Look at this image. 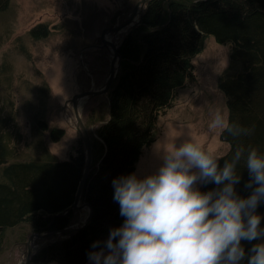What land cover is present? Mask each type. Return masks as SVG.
I'll return each instance as SVG.
<instances>
[{
  "label": "trees",
  "instance_id": "1",
  "mask_svg": "<svg viewBox=\"0 0 264 264\" xmlns=\"http://www.w3.org/2000/svg\"><path fill=\"white\" fill-rule=\"evenodd\" d=\"M9 4L0 0V13ZM50 34L45 24L29 31L33 40ZM208 36L231 46L230 68L219 79L228 116L221 138L228 150L206 168L199 189L189 188L179 232L154 240L139 264H183L179 256L188 238L197 245L222 244L236 264L264 261L252 235V219L264 215V0H151L119 45L108 113L90 118L102 122L90 134L92 161L82 198L92 217L83 229L43 248L34 264H85L96 251L118 244L139 201L136 165L158 137L159 115L194 83L193 59ZM43 120L32 129L40 137L38 157L21 158L0 135V254L11 240L23 245L33 228L60 231L75 217L64 212L74 204L85 147L79 140L74 155L58 159L43 134L58 141L65 130L49 129Z\"/></svg>",
  "mask_w": 264,
  "mask_h": 264
},
{
  "label": "rangeland",
  "instance_id": "2",
  "mask_svg": "<svg viewBox=\"0 0 264 264\" xmlns=\"http://www.w3.org/2000/svg\"><path fill=\"white\" fill-rule=\"evenodd\" d=\"M139 1L10 0L0 13V135L21 158L38 157L40 137L32 129L40 119L49 129L65 130L58 141L52 140L49 132L43 134L49 151L60 160L74 155L81 140L75 130L76 115L72 104L64 109L73 94H83L78 114L91 135L102 123L90 118L93 112L97 118L108 113L107 96L90 98L83 92L107 84L112 59L109 48L118 46L127 32H118L114 44L104 46V31L123 23ZM40 24L47 25L51 34L31 39L29 31ZM193 64L194 83L180 89L173 106L159 115L155 126L158 137L136 165L139 201L133 216L120 228L118 244L96 251L85 264H139L154 240L179 232L189 188L199 189L206 168L227 152L221 133L228 116L219 79L230 68L231 46L208 36ZM88 208L74 213L73 223L64 228L69 232L34 230L23 245L11 240L0 254V264H26L31 236L30 264H34L33 258L43 248L78 231L89 215ZM252 223V235L264 253V215L254 217ZM22 229L10 233V239ZM197 244L193 238L185 240L179 256L183 264ZM244 261L238 264H246Z\"/></svg>",
  "mask_w": 264,
  "mask_h": 264
},
{
  "label": "water",
  "instance_id": "3",
  "mask_svg": "<svg viewBox=\"0 0 264 264\" xmlns=\"http://www.w3.org/2000/svg\"><path fill=\"white\" fill-rule=\"evenodd\" d=\"M150 1L151 0H140L134 12L123 23L117 24V25H114L113 27H109L105 29L104 34H103V45L107 46V44H111V45L114 44L113 42L111 43L107 42L105 38V36L107 35L109 37H112V36H115L118 32L122 31L123 29H128L126 33L127 35L129 31L132 28H134L138 24V22L141 20L144 9ZM137 8H138V12H137ZM114 48H115L114 50H115L116 56L114 59H111L109 79H108L107 84L99 90L90 91L86 93L84 92V95H86L87 97L92 98L96 96L107 95L108 92L110 91L116 79V76L118 74L119 67H120V60H121L120 54L118 51L119 45L118 46L114 45ZM116 64H117V67L115 66ZM82 95L83 94H80V93L73 94L70 97V99L67 100L65 103V107L68 104H72L73 106V111L75 112V115H76V129L81 135V139L85 146L86 158H87L84 173H83L82 179L79 183V186L76 192L74 204L66 213H64V215H67V214L72 215L75 212L84 209L86 206L90 208L87 219L84 221L83 225L78 229V231L80 229H83L88 224V222L90 221L92 217V212H93L92 207L89 204L84 203L82 201L84 188H85L86 180L89 175V170H90L91 161H92V157H91L92 149H91L90 136L88 134V130L86 129L84 122L82 121L81 117L78 114V104H79L80 98L83 97ZM34 230L35 229L33 228L32 231ZM67 231L69 232V229H64L62 232H67ZM59 232L60 231L58 232L55 231L53 233H59ZM32 239L33 237L31 236L27 243V248H28L27 252L29 251V254H27L26 264L31 263L30 262V254H31L30 244L32 242ZM187 263L188 264H233V259L219 246L210 245V244H200L196 246L188 254Z\"/></svg>",
  "mask_w": 264,
  "mask_h": 264
},
{
  "label": "bare ground",
  "instance_id": "4",
  "mask_svg": "<svg viewBox=\"0 0 264 264\" xmlns=\"http://www.w3.org/2000/svg\"><path fill=\"white\" fill-rule=\"evenodd\" d=\"M137 12H138V8H137ZM126 32H127V30H124V29H123V30L120 31L119 33H120V34H121V33L124 34V33H126ZM105 38H106V40H107L108 43H111V42H113L112 40H113L114 37H113V36H112V37H109V36L107 35V36H105ZM109 49H110V53L112 54V59H114L115 56H116V54H114V56H113V53H114V51H115V50H114V49H115V48H114V45H113L112 48L110 47ZM115 66L117 67V64H116ZM82 101H83V100H82ZM82 101H81V102H82ZM79 107H80V106H79ZM67 113H68V112H67ZM73 114H74V113H73ZM69 116H70V115H69ZM75 117H76V116H75ZM74 119H76V118H74ZM74 119H73V120H74ZM71 121H72V120H71ZM72 206H73V205H72ZM88 209H89V208H88ZM86 210H87V209H86Z\"/></svg>",
  "mask_w": 264,
  "mask_h": 264
},
{
  "label": "flooded vegetation",
  "instance_id": "5",
  "mask_svg": "<svg viewBox=\"0 0 264 264\" xmlns=\"http://www.w3.org/2000/svg\"><path fill=\"white\" fill-rule=\"evenodd\" d=\"M91 90L85 91L86 92H90ZM84 93V92H83ZM198 246V245H197ZM215 246H219L224 250V246L222 244H215ZM190 253V252H189ZM232 258V257H231ZM233 259V258H232ZM233 264H236L235 261L233 260Z\"/></svg>",
  "mask_w": 264,
  "mask_h": 264
}]
</instances>
